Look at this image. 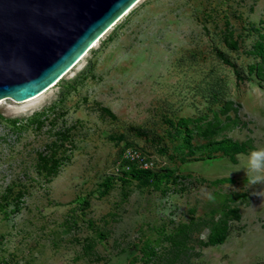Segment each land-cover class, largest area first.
<instances>
[{"label":"rangeland","instance_id":"374dc122","mask_svg":"<svg viewBox=\"0 0 264 264\" xmlns=\"http://www.w3.org/2000/svg\"><path fill=\"white\" fill-rule=\"evenodd\" d=\"M104 34L0 101V264H264V184L235 171L264 149V0H142Z\"/></svg>","mask_w":264,"mask_h":264},{"label":"water","instance_id":"95a60500","mask_svg":"<svg viewBox=\"0 0 264 264\" xmlns=\"http://www.w3.org/2000/svg\"><path fill=\"white\" fill-rule=\"evenodd\" d=\"M137 1L0 0V101L40 97Z\"/></svg>","mask_w":264,"mask_h":264},{"label":"trees","instance_id":"16d2710c","mask_svg":"<svg viewBox=\"0 0 264 264\" xmlns=\"http://www.w3.org/2000/svg\"><path fill=\"white\" fill-rule=\"evenodd\" d=\"M261 59H262V63L264 64V46H263V50L261 52ZM234 105V102H228L226 104V106H224L220 113H216L214 115V120L212 121V123L210 124V126L206 129L205 134L206 135H213L216 134L222 127V120L220 119V115H224L227 116L229 114V112L231 111L232 106ZM241 105L238 104L237 108L234 109V113L238 114L239 110L238 108H240ZM237 116V115H236ZM245 125V124H243ZM233 146H236L237 148L243 149L244 146H238V144H233ZM232 213L234 214L235 219H239L240 218V213L239 210L234 209L232 211ZM228 234L226 229L223 230H218L216 233L211 234L210 238L208 239V241L206 242H202L203 246L208 247V246H216V245H221L225 239L227 238Z\"/></svg>","mask_w":264,"mask_h":264},{"label":"clouds","instance_id":"9594fccd","mask_svg":"<svg viewBox=\"0 0 264 264\" xmlns=\"http://www.w3.org/2000/svg\"><path fill=\"white\" fill-rule=\"evenodd\" d=\"M241 169L246 170L247 180L251 186L264 184V149L250 152L246 163L243 166L237 167L235 171H240ZM253 194L264 196V191Z\"/></svg>","mask_w":264,"mask_h":264},{"label":"bare ground","instance_id":"6f19581e","mask_svg":"<svg viewBox=\"0 0 264 264\" xmlns=\"http://www.w3.org/2000/svg\"><path fill=\"white\" fill-rule=\"evenodd\" d=\"M141 1H142V0L136 2V3H135V4H134V5H133V6H132V7H131V8H130V9H129V10H128V11H127V12H126L121 18H120V19H119V20H118V21H116V22L114 23V25H112V27H111L109 30H107V32L104 34V36H105V35H106V34H107V33H108L113 27H115L119 22H121V20H122L124 17H126L127 15H129V13H131V11H133V9H134V8H135V7L141 2ZM104 36H103V37H104ZM103 37H102V38H103ZM98 42H99V40H96V41L90 46L89 49H90V50L93 49V48L97 45ZM90 50H89V51H90ZM82 57H83V56H82ZM82 57H81L80 59H82ZM80 59H79V60H80ZM79 60H78V61H79ZM78 61H77V62H78ZM80 62H81V60H80ZM65 77H66V76H65ZM63 78H64V77H63ZM63 78H62V79H63ZM62 79H61V77H60V78L58 79V81H56V84H55V83L53 84V87H55V86H56V85H57ZM51 89H52V88H50L49 90H51ZM49 90H48V91H49ZM53 90H54V89H53ZM53 90H52V92H53ZM48 91H46L45 93H47ZM45 93H43V94H45ZM43 94H42V95H43ZM42 95H41V96H42ZM51 95H52V94H51ZM38 99H39V97L37 98V100H38ZM34 100H36V98L33 99V100H29V101H27L26 103H29V102L31 103V102L34 101ZM37 100H36V101H37ZM43 100H44V98H43ZM43 100H42V101H43ZM38 102H39V101H38ZM23 103H25V102H18V104H23ZM36 103H37V102H36ZM31 105H32V104H31ZM28 108H30V107H28ZM28 108H27V109H28ZM24 109H25V108H24ZM24 109H22V111H23ZM27 109H25V110H27ZM20 110H21V108H20ZM25 110H24V111H25ZM24 111H23V112H24Z\"/></svg>","mask_w":264,"mask_h":264}]
</instances>
